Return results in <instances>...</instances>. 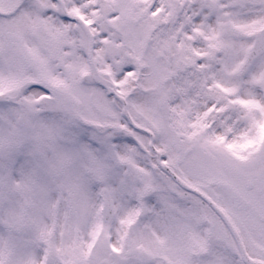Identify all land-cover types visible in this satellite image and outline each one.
Segmentation results:
<instances>
[{
    "label": "snow or ice",
    "instance_id": "snow-or-ice-1",
    "mask_svg": "<svg viewBox=\"0 0 264 264\" xmlns=\"http://www.w3.org/2000/svg\"><path fill=\"white\" fill-rule=\"evenodd\" d=\"M0 264H264V0H0Z\"/></svg>",
    "mask_w": 264,
    "mask_h": 264
}]
</instances>
